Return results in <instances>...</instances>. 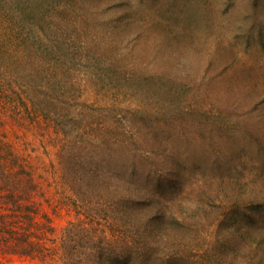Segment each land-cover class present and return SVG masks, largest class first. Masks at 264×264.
Returning <instances> with one entry per match:
<instances>
[{
    "label": "rangeland",
    "instance_id": "obj_1",
    "mask_svg": "<svg viewBox=\"0 0 264 264\" xmlns=\"http://www.w3.org/2000/svg\"><path fill=\"white\" fill-rule=\"evenodd\" d=\"M0 264H264V0H0Z\"/></svg>",
    "mask_w": 264,
    "mask_h": 264
},
{
    "label": "trees",
    "instance_id": "obj_2",
    "mask_svg": "<svg viewBox=\"0 0 264 264\" xmlns=\"http://www.w3.org/2000/svg\"><path fill=\"white\" fill-rule=\"evenodd\" d=\"M263 207V205H261Z\"/></svg>",
    "mask_w": 264,
    "mask_h": 264
}]
</instances>
